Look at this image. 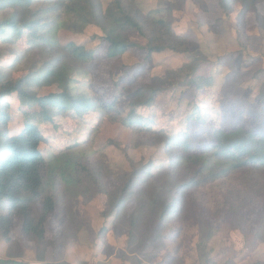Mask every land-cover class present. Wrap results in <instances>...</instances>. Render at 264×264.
<instances>
[{"label":"rangeland","instance_id":"374dc122","mask_svg":"<svg viewBox=\"0 0 264 264\" xmlns=\"http://www.w3.org/2000/svg\"><path fill=\"white\" fill-rule=\"evenodd\" d=\"M110 1L102 0L104 9ZM229 2L227 11L219 0H136L135 8L147 33L156 29L154 19L164 16L172 21L174 31L187 38L188 52L168 49L154 53L150 59L140 48L109 57L108 44L101 40L103 33L96 25H89L82 33L60 31L62 44L74 41L95 51L94 59L84 65L86 73L78 77L83 94L96 106L114 105L104 113L97 108L79 117L63 112L47 123L38 118L37 107L28 108L16 94L0 99V111L9 114L5 127L11 134L20 132L33 113L30 119L46 137L41 145L44 155L51 157L66 148L86 151L81 165L87 169L77 174L75 186H57L58 214L46 224L49 242L39 245L17 227L11 233L13 241L0 236V258L27 264L264 262L263 169L238 170L213 183L175 189V209L165 218L162 237L137 253L128 250V235L117 228L115 221L122 213L130 214L137 208L136 196L130 194L122 208L109 215L110 196L123 188L124 179L120 177L133 170V162L152 163L156 172L170 169L167 173L178 183L193 177L192 172L171 165L174 149L162 148V133H182L181 139L188 134L189 141L198 146L215 142L212 131L216 127L233 130L243 125L264 133V0L257 3V11L247 13H242L239 0ZM49 4L37 0L33 7ZM158 8L165 10L161 14L151 12ZM24 34L16 38L20 48L27 45ZM129 35L141 45L148 42L134 29ZM11 44L4 48L10 51L14 48ZM197 51L206 58L199 73L214 78L211 87L197 90L181 84L161 91L153 105L138 110L151 120L145 125L151 128L148 134L137 133L120 121L119 116L129 112L130 93L150 83L154 76L190 61ZM13 57H5L6 63ZM38 57L33 50L28 59L36 61ZM52 90L47 87L38 91L44 94ZM25 110L28 112L24 115ZM157 136L158 146L154 145ZM207 225L217 231L202 256L198 244ZM40 251L45 256L43 261L38 256Z\"/></svg>","mask_w":264,"mask_h":264},{"label":"trees","instance_id":"16d2710c","mask_svg":"<svg viewBox=\"0 0 264 264\" xmlns=\"http://www.w3.org/2000/svg\"><path fill=\"white\" fill-rule=\"evenodd\" d=\"M48 1L50 4L45 7H33L37 0H0V99L16 94L28 108H38L36 114L42 122H54L63 112L79 117L98 108L104 113L114 105L96 106L95 101L83 94L78 77L86 73L84 65L94 59L95 51L74 41L62 44L60 31L63 29L82 33L89 25L99 26L103 33L100 38L108 44L109 57L121 56L133 48L146 50L149 59L154 53L168 49L189 51L186 36L174 31L172 21L164 16L156 17V29L147 33L137 13L139 9L135 8L136 0H111L105 9L102 0H45ZM229 1L219 0L227 11L231 6ZM239 1L242 13L258 10L260 0ZM164 10L158 8L151 12L161 14ZM131 29L146 37L148 42L141 45L132 40ZM24 33L27 45L20 48L16 38L19 40ZM8 43L14 45L10 51L4 48ZM33 50L39 53L36 61L28 59ZM196 53L190 61L154 76L150 83L130 93L129 112L126 116L120 115V121L137 133L148 134L151 128L146 126L151 120L138 110L153 105L161 91L181 84L197 90L211 87L214 78L199 73L205 55ZM8 56H14L11 63H6ZM47 87L54 90L39 93L38 90ZM27 112L25 110L24 115ZM32 114L28 115L20 132L11 134L5 127L9 114L0 111V236L13 241L11 233L20 227L23 236L42 245L49 242L48 220L58 214L59 195L55 190L59 184L76 185L77 174L81 169L87 170L81 165L86 151L66 148L46 157L41 147L46 137L39 125L30 119ZM212 134L215 142L206 146L194 145L188 134L186 139H181L182 133L160 135L162 148L165 151L174 149L171 165L193 173L186 182H176L166 171L170 169H157L156 172L152 163L143 160L133 162V170L120 177L124 179V186L111 194L109 215L116 208H122L130 194L136 196L137 208L115 219L117 228L128 235L129 251H142L162 237L165 218L175 209V189L213 183L238 170H264V133L240 125L233 130L216 127ZM157 138L154 145L158 146ZM216 231L213 225L202 228L198 244L200 255L206 254ZM38 256L44 260L42 251ZM0 264L27 263L0 258Z\"/></svg>","mask_w":264,"mask_h":264}]
</instances>
